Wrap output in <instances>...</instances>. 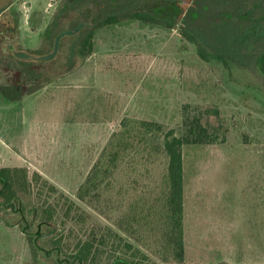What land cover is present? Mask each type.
<instances>
[{"label":"rangeland","instance_id":"rangeland-1","mask_svg":"<svg viewBox=\"0 0 264 264\" xmlns=\"http://www.w3.org/2000/svg\"><path fill=\"white\" fill-rule=\"evenodd\" d=\"M10 1L0 0V11ZM21 1L25 15L27 0ZM47 1H34L36 11L25 20L26 29L20 18L28 44L43 28L32 25L41 24ZM223 1L193 0L190 11L199 16L188 13L187 22L209 35L210 43L228 49L232 43H227L223 24L242 12L240 6L231 9ZM95 43L94 66L86 65L68 81L41 91L33 104L6 107L0 100L1 164L28 166L56 184L59 190L51 196L60 204L56 219L65 233L64 243L74 247L92 228L104 233L111 223L84 203L71 207L66 216L69 201L61 194L76 199L82 178L123 115L158 120L182 133L185 104L192 112L217 107L227 128L225 141L183 146L186 258L217 264L263 263L262 93L232 80L222 64L201 58L197 46L177 28L134 19L98 29ZM244 211L250 213L246 223ZM107 238L108 253L115 248L121 253V241L111 234ZM31 257L19 226L0 222V264H31Z\"/></svg>","mask_w":264,"mask_h":264},{"label":"trees","instance_id":"trees-1","mask_svg":"<svg viewBox=\"0 0 264 264\" xmlns=\"http://www.w3.org/2000/svg\"><path fill=\"white\" fill-rule=\"evenodd\" d=\"M192 1L60 0L43 31L44 45L31 51L46 56L42 63L16 54L11 58L15 67L31 71L35 65L51 63L57 49L75 67L94 53L98 29L137 19L179 29L197 46L201 58L222 64L232 80L264 96V0H222L231 9L240 6L242 12L223 24L227 43H232L228 49L210 43L209 35L187 22L188 13L199 16L190 11ZM1 91L16 98L20 89L6 85ZM183 108L182 133L158 120L123 116L82 178L76 199L61 194L69 201L66 216L71 207L84 203L111 223L104 233L92 228L74 247L64 243L65 233L56 219L60 204L51 201L59 190L56 184L28 166L0 164V222L19 226L26 235L31 264H189L183 146L225 141L227 128L217 107L198 112H192L190 104ZM108 234L121 241V253L117 248L108 253Z\"/></svg>","mask_w":264,"mask_h":264},{"label":"flooded vegetation","instance_id":"flooded-vegetation-1","mask_svg":"<svg viewBox=\"0 0 264 264\" xmlns=\"http://www.w3.org/2000/svg\"><path fill=\"white\" fill-rule=\"evenodd\" d=\"M55 1L50 5L53 7V12L51 15L49 14V21L60 2V0ZM23 4L21 0H11L6 7L1 9L2 12L0 11V27H5V29H0V100L3 103L9 102L17 106L21 102L34 98L46 85L57 81V79H63L65 76L68 77L88 59L72 67L68 65L66 58L60 57L56 49L57 56L49 59L51 63L39 65L46 56L31 51L40 50L44 45L43 31L47 25L40 30L41 32L38 34L37 39H31L34 42L28 44L29 42L26 41L28 39L27 37L25 39L20 28ZM12 54H16L25 60H34L35 63L38 62L39 64L35 65L31 71L24 69L25 67H15L11 58ZM29 72H31V75L28 74ZM6 85L20 89L16 98H10L3 94L1 87ZM1 165L4 164L2 163Z\"/></svg>","mask_w":264,"mask_h":264},{"label":"crops","instance_id":"crops-1","mask_svg":"<svg viewBox=\"0 0 264 264\" xmlns=\"http://www.w3.org/2000/svg\"><path fill=\"white\" fill-rule=\"evenodd\" d=\"M34 1L35 0H27L26 1V4H27V13H26V18L27 19H29V18H31L32 16H33V14L35 13V11H36V9H35V3H34ZM51 2H49V0L47 1V5H46V7L42 10V14H45L44 15V18H43V20H39L40 22H38V23H41V24H39V25H36V30L38 29L39 30V28L41 27V25H42V27L44 28L47 24H48V22H49V18H50V15H51V13L53 12V7H51L50 5L52 4V2L54 1V2H56L55 0H50ZM51 7V8H50ZM47 13H49V14H47ZM38 23H36V24H38ZM35 25L33 24L32 25V28L34 27ZM43 28H40L41 30L43 29ZM36 30H34V31H36ZM23 34H25V32H23ZM27 35V34H26ZM26 39V38H25ZM24 39V40H25ZM97 53V51H94V54H92L90 57H88V59L87 60H85V62L82 64V66H80L79 68H76L74 71H73V73L71 74V75H69L68 77L67 76H65L63 79H57V81H55V82H52V83H50V84H48V85H46L41 91L43 92V91H45V90H48L50 87H51V85H56L58 82H61V81H68L69 80V77H72L75 73H77L81 68H83V67H85L86 65H87V67H88V65H89V67H92V66H94V64H95V62H91V60H92V57L95 55ZM93 61V60H92ZM85 70H83V72H84ZM68 78V79H67ZM62 86V85H61ZM41 91L37 94V95H35L34 96V98H32V99H29V100H27V101H25V102H21V104H18V106L20 107V106H26L27 105V103L26 102H29V104L28 105H30V104H33V102H34V100H36V99H38V97H39V95H40V93H41ZM11 105H14V104H10L9 102L7 103H5L4 102V106H6V107H11ZM25 111V109L23 108V112ZM125 115H128V114H125ZM125 115H123V116H125ZM130 115V114H129ZM122 116V117H123ZM122 117L120 118V120L122 119ZM184 180H185V166H184ZM184 192H185V185H184ZM185 198H186V193L184 194V207H185ZM233 215V217H234V213L232 214ZM242 216L244 217V219H245V222H243V223H246V219L250 216V213L249 214H247V211H244V212H242ZM260 219H261V215H260ZM263 223H264V213H263ZM262 227H264V226H262ZM184 229H185V250H186V253H187V232H188V230H187V214H186V211L184 210ZM255 231H257V230H255ZM264 231V230H263ZM257 232H259V234L261 233V227L260 228H258V231ZM263 234H264V232H263ZM264 236V235H263ZM260 240L259 241H261V235H259V237H258ZM186 260H187V262L189 263V264H217V263H211V262H200V261H191V262H189L188 261V259L186 258ZM241 264H244V263H241ZM255 264V263H254ZM260 264H264V262L263 263H260Z\"/></svg>","mask_w":264,"mask_h":264},{"label":"water","instance_id":"water-1","mask_svg":"<svg viewBox=\"0 0 264 264\" xmlns=\"http://www.w3.org/2000/svg\"><path fill=\"white\" fill-rule=\"evenodd\" d=\"M27 18H26V14L25 15H22V20H21V23H22V27H24V29H26L25 28V20H26ZM25 32V31H24ZM22 33H23V31H22Z\"/></svg>","mask_w":264,"mask_h":264}]
</instances>
